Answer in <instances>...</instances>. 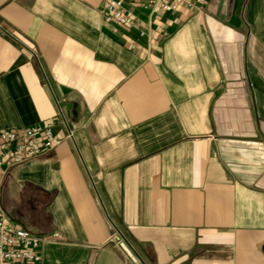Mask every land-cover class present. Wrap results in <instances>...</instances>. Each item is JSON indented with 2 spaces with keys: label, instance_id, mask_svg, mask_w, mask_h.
<instances>
[{
  "label": "crops",
  "instance_id": "crops-1",
  "mask_svg": "<svg viewBox=\"0 0 264 264\" xmlns=\"http://www.w3.org/2000/svg\"><path fill=\"white\" fill-rule=\"evenodd\" d=\"M101 4L0 0V129L61 138L3 171L5 213L59 232L38 264H132L117 233L145 264H264V0L182 5L150 43Z\"/></svg>",
  "mask_w": 264,
  "mask_h": 264
},
{
  "label": "built area",
  "instance_id": "built-area-1",
  "mask_svg": "<svg viewBox=\"0 0 264 264\" xmlns=\"http://www.w3.org/2000/svg\"><path fill=\"white\" fill-rule=\"evenodd\" d=\"M204 0H102L100 12L103 21L126 32L144 37L147 42L166 37V13L177 11L182 5L202 3ZM146 12L147 21L138 15ZM131 47L135 43L131 42ZM58 116L65 117L58 109ZM68 137H72L69 130ZM61 138L53 131L51 121L31 126L0 129V263L38 264L42 260L41 248L60 239L58 231L47 234L33 233L15 225L1 204L3 171L29 159L38 158L59 144Z\"/></svg>",
  "mask_w": 264,
  "mask_h": 264
},
{
  "label": "water",
  "instance_id": "water-1",
  "mask_svg": "<svg viewBox=\"0 0 264 264\" xmlns=\"http://www.w3.org/2000/svg\"><path fill=\"white\" fill-rule=\"evenodd\" d=\"M66 103L64 105L66 109V115L68 120L73 124H78L80 122V109L81 103L77 94L72 93L66 98ZM115 240L118 242L121 249L127 255L132 264H145L135 249L130 245V243L125 239L121 233H117Z\"/></svg>",
  "mask_w": 264,
  "mask_h": 264
}]
</instances>
